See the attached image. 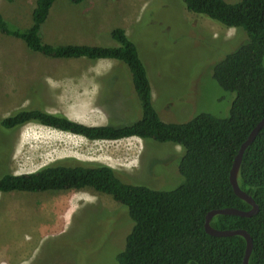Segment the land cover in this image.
Segmentation results:
<instances>
[{
    "label": "rangeland",
    "instance_id": "obj_1",
    "mask_svg": "<svg viewBox=\"0 0 264 264\" xmlns=\"http://www.w3.org/2000/svg\"><path fill=\"white\" fill-rule=\"evenodd\" d=\"M34 3L0 0V15L10 28L26 29ZM117 27L137 47L163 122L184 123L199 113L228 116L234 94L220 88L212 72L241 43L235 40L242 30L190 13L180 0H55L40 37L53 46L115 47L110 33ZM34 103L87 126L127 125L140 117L125 65L48 58L0 33V120ZM181 152L172 143L91 141L29 123L0 131V177L69 160L104 164L125 183L170 191L183 182ZM131 228L125 207L91 190L0 194V264H118Z\"/></svg>",
    "mask_w": 264,
    "mask_h": 264
},
{
    "label": "trees",
    "instance_id": "obj_2",
    "mask_svg": "<svg viewBox=\"0 0 264 264\" xmlns=\"http://www.w3.org/2000/svg\"><path fill=\"white\" fill-rule=\"evenodd\" d=\"M69 1L79 5L85 0ZM180 1L190 13L227 29L242 30L243 35L235 40L241 43L212 72L220 88L234 94L225 118L199 113L184 123L163 122L153 106L146 67L123 28L110 33L115 47L53 46L42 41L40 29L55 0H35L32 24L23 30L10 28L0 15V33L23 40L29 50L45 57L113 60L125 65L140 107V117L130 124L87 126L34 103L1 119V133L34 123L91 141L136 137L182 149L178 172L183 182L170 191L125 183L120 171L100 163L62 160L30 173H2L0 194L91 190L125 207L132 228L117 255L118 264H242L245 253L243 237L210 236L204 222L212 210L251 209L233 192L229 173L241 144L264 118V0ZM237 184L251 196L258 212L251 217L215 215L210 226L245 230L253 242L248 263L264 264V127L243 153Z\"/></svg>",
    "mask_w": 264,
    "mask_h": 264
},
{
    "label": "water",
    "instance_id": "obj_3",
    "mask_svg": "<svg viewBox=\"0 0 264 264\" xmlns=\"http://www.w3.org/2000/svg\"><path fill=\"white\" fill-rule=\"evenodd\" d=\"M264 127V118L259 121V123L253 128V130L250 132L246 140L241 144L237 155L234 158L230 173H229V182L233 189V192L236 196H238L240 199L245 201L251 206V209L249 211H241L234 208H224V209H216L209 211L205 217L204 222V229L205 232L214 237H228V236H241L244 238L246 246H245V253L242 260V264H249V256L252 250L253 242L250 235L243 229H235V230H216L213 229L210 226V221L212 217L215 215H234V216H240V217H251L254 214L258 212V206L255 204L254 200L251 198L250 195L243 192L238 184H237V173L238 169L242 160L243 153L245 150L249 147V145L253 142L255 137L257 136L258 132Z\"/></svg>",
    "mask_w": 264,
    "mask_h": 264
},
{
    "label": "crops",
    "instance_id": "obj_4",
    "mask_svg": "<svg viewBox=\"0 0 264 264\" xmlns=\"http://www.w3.org/2000/svg\"><path fill=\"white\" fill-rule=\"evenodd\" d=\"M50 14V13H49Z\"/></svg>",
    "mask_w": 264,
    "mask_h": 264
}]
</instances>
